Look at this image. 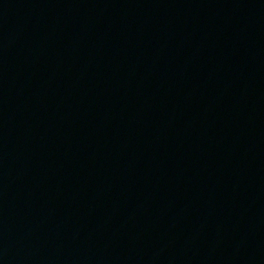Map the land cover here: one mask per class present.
<instances>
[{
    "label": "water",
    "instance_id": "water-1",
    "mask_svg": "<svg viewBox=\"0 0 264 264\" xmlns=\"http://www.w3.org/2000/svg\"><path fill=\"white\" fill-rule=\"evenodd\" d=\"M0 264H264V0H0Z\"/></svg>",
    "mask_w": 264,
    "mask_h": 264
}]
</instances>
